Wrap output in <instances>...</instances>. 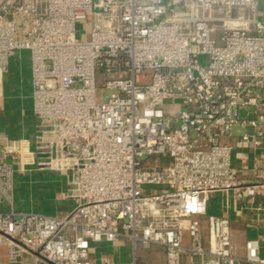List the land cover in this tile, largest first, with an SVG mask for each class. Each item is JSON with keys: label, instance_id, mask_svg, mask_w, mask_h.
Wrapping results in <instances>:
<instances>
[{"label": "built area", "instance_id": "built-area-1", "mask_svg": "<svg viewBox=\"0 0 264 264\" xmlns=\"http://www.w3.org/2000/svg\"><path fill=\"white\" fill-rule=\"evenodd\" d=\"M19 50L38 146L50 167L71 170L73 205L17 211L13 164L29 148L0 132V264L26 252L90 264L101 240L128 242L130 264L151 246L164 264H264L259 236L239 254L229 220L208 212L217 197L246 200L264 225L260 0H0V80ZM237 145L251 149L253 180L238 176Z\"/></svg>", "mask_w": 264, "mask_h": 264}, {"label": "crops", "instance_id": "crops-1", "mask_svg": "<svg viewBox=\"0 0 264 264\" xmlns=\"http://www.w3.org/2000/svg\"><path fill=\"white\" fill-rule=\"evenodd\" d=\"M29 91V92H28ZM30 60L26 50H19L10 58L9 66L0 80V132L10 138L27 142L28 162L19 167L14 163V208L17 211H35L62 216L73 205L69 196L71 170L50 167L48 147L38 146L41 127L39 119L34 115L30 97ZM233 141L236 142V138ZM233 163L239 167L238 176L253 180L256 174L252 169L251 149L237 145L233 155ZM264 177V169L258 171ZM259 202V201H258ZM256 203V202H255ZM254 203L229 200L227 206L217 197L208 206V211L225 216L235 230L243 232L245 238H260V255L264 248V225L255 223V213L251 206ZM6 209L0 204V210ZM254 225L248 226L247 223ZM248 232L253 234L248 236ZM238 246V245H237ZM154 251V258H144L145 264H164L161 250ZM264 258V255H261ZM0 259L5 261L4 247L0 246ZM131 249L126 241L115 243L101 240L92 242L89 248L90 264H130ZM157 261V262H156ZM155 262V263H154ZM48 264L34 254L26 252L19 263Z\"/></svg>", "mask_w": 264, "mask_h": 264}, {"label": "rangeland", "instance_id": "rangeland-1", "mask_svg": "<svg viewBox=\"0 0 264 264\" xmlns=\"http://www.w3.org/2000/svg\"><path fill=\"white\" fill-rule=\"evenodd\" d=\"M263 4H264V0H260V6H263ZM77 27L80 30L81 38L85 39L87 37V34H88L89 30H90V25L86 21H81V22L77 23ZM80 34L77 33V36H80ZM26 53L28 54V51H26ZM202 222H203V224L205 223L204 218H202ZM231 229H232V240H233V243L235 245H238V253L240 254L242 252V247H243V243H244V239H245L244 234L240 230H235L234 231L235 234L233 235V228H231ZM252 235L253 234L248 232V236H252ZM153 248H157V247L156 246H151L150 248H146V249L145 248H138L137 249L136 255L138 256L139 261L141 263H145L143 258L140 259L141 256L144 257V258L146 257V258H150V259L154 258L155 254H154V251L152 250ZM261 255H264V248L262 249Z\"/></svg>", "mask_w": 264, "mask_h": 264}]
</instances>
